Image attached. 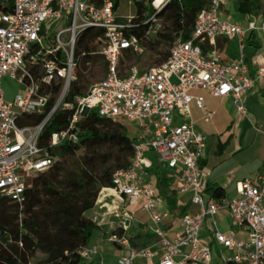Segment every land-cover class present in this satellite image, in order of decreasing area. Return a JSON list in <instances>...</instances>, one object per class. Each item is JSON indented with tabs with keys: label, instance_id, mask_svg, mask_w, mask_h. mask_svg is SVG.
<instances>
[{
	"label": "built area",
	"instance_id": "1",
	"mask_svg": "<svg viewBox=\"0 0 264 264\" xmlns=\"http://www.w3.org/2000/svg\"><path fill=\"white\" fill-rule=\"evenodd\" d=\"M126 1L134 4L136 13L119 20L120 0H10L8 9L9 0H0V81L8 76L24 90L8 101L0 88V196L21 204L30 179L55 162L49 150L61 143H77L78 125L90 114L113 123L128 122L136 128L133 156L126 169L113 173L112 189L147 215L160 245L158 264H209L211 249L199 233L205 217L213 216L218 205L205 201L198 162L206 149V137L191 121L190 105L194 103L203 112V121L210 122L214 112L202 96L193 95L207 91L214 98L229 99L237 114L246 116L247 94L257 85L264 92V61H254L255 70L250 73L244 53L249 33H258L264 40V7L242 26L224 17L225 0H208L194 19L190 37L184 40L180 32L174 33L166 60L139 70L134 65L125 68L123 59L126 54H146L155 38L165 32L162 14L173 0ZM146 8L151 15L145 13ZM88 29L102 31L90 55L102 61L104 75L84 94L66 102L72 84L78 81L76 44ZM47 30L51 31L50 49L42 45ZM131 30L141 33L137 36ZM219 38L237 40V59L225 61L217 54ZM28 64L38 70L32 74ZM60 110L71 111L66 126L42 144L43 130ZM25 114L42 115V119L34 126H18L17 119ZM147 152L171 173L177 193L188 195L198 208L197 213L182 217L181 231L172 241L162 228L169 214L158 210L155 190L143 182L152 166ZM236 190L238 197L227 208L230 217L244 226L247 240L220 232L214 238L233 251L232 264H264V174L258 183H238ZM107 241L124 249L118 264L154 257L148 248H132L123 233H111ZM96 254V248L80 252L88 260Z\"/></svg>",
	"mask_w": 264,
	"mask_h": 264
},
{
	"label": "trees",
	"instance_id": "2",
	"mask_svg": "<svg viewBox=\"0 0 264 264\" xmlns=\"http://www.w3.org/2000/svg\"><path fill=\"white\" fill-rule=\"evenodd\" d=\"M207 3L208 0H173L162 14L165 32L155 38L149 49L156 53V48L162 45L170 50L173 34L178 32L187 40L197 13ZM10 6L9 0L6 8ZM239 10L251 13L253 8L248 0H243ZM129 33L139 36L141 32L131 30ZM101 34L100 30L88 29L80 36L75 48V55L80 58V67L76 71L78 81L72 84L66 102L74 95L85 93L81 73L87 63L97 60L90 54L96 50V37ZM259 40L258 33L246 36V55L260 48ZM168 55L169 52L159 64ZM133 57L126 54L124 59ZM27 68L32 74L38 70L29 64ZM70 114V110H60L53 116L42 132V144H46L53 132L66 126ZM41 119L42 115L25 114L16 123L34 126ZM78 127L77 143H61L49 150L55 162L32 177L21 204L0 196V264H83L80 252L87 248L98 230L96 223L85 213L95 206L103 188L112 189L113 173L128 167L135 139L129 137L121 123H113L94 113ZM167 180L158 179L159 193L169 192L168 188L162 187ZM205 192L215 199L224 195L220 188L208 187Z\"/></svg>",
	"mask_w": 264,
	"mask_h": 264
},
{
	"label": "crops",
	"instance_id": "3",
	"mask_svg": "<svg viewBox=\"0 0 264 264\" xmlns=\"http://www.w3.org/2000/svg\"><path fill=\"white\" fill-rule=\"evenodd\" d=\"M241 1L243 0H225V5L223 6L222 11L225 18H231L232 16L235 18V23L246 26L247 21L252 20L259 13H255L253 10L251 13H241L239 10V3ZM261 41L262 39L259 40L260 48L256 51L250 52L248 55H246L247 51L245 52L246 48H244L245 59L249 66L250 73H254L256 66L254 61L257 63L264 61V44H262ZM230 47H233V50L229 51ZM216 49L217 53L219 50L222 52V56L220 57L225 61L235 60L239 56V44L237 40L234 39H217ZM197 92L199 91L193 92V95L202 96L206 103V97ZM203 92H206L208 96L214 98L209 92ZM219 100L222 105H230L233 111L237 114L229 99ZM191 105L197 109L194 103ZM245 105L246 116L248 115L249 105H252L253 107H264V92H262L261 85H257L256 88L247 94ZM206 106L208 108L207 103ZM200 112L202 113L203 120V112ZM237 115L239 117H244L239 114ZM191 121L195 127L200 130L192 117ZM231 138L232 136L225 140L223 146H221L219 142V147L221 146L222 150L218 147L211 157H208L207 155L206 145L203 158L198 162L199 168L203 173V180L206 189L208 187L220 188L224 193L223 197L220 199L212 198V196L206 194V192L204 195L206 203L215 202L218 205V209L213 216L205 217L199 233L200 239L204 243H207L211 249V261L209 264H232L230 258L233 255V251L224 248L216 242L214 238L215 232L229 235L235 240H247V232L244 226L242 223H239L230 217L227 203L238 197L236 190L238 183L245 180L258 183L261 175L264 174V159H262V156L258 159L239 163L235 156L241 149L238 147L235 148L234 146L230 149H225V146L230 143ZM146 156H148L147 158L151 161L152 166L150 169L146 170L143 182L151 185L155 190L159 202L158 210L169 214L168 218L163 222L162 228L166 238L172 241L181 231L182 217L187 214L197 213L198 208L189 202L188 195H179L177 193L176 184L173 179H170L171 175L169 177L170 180L168 179L167 182L164 181L165 183L162 185V187L165 186L168 188L169 192L159 193V178L155 177L153 173L158 169L167 172L169 171L164 169L157 162L156 156L152 152H147ZM162 187L160 186V188ZM172 191H174V193ZM85 215L96 223L98 230L94 233L86 248H96L97 254L89 260L82 259L83 264H118V258L124 254V249L107 241L109 234L115 230L119 231L118 234L123 233L127 237L132 248H148L154 253L152 259H136L133 264L159 263L161 251L158 239L154 234V229L147 215L138 205L130 206L125 198L116 193L113 189L103 188L99 192L95 206L86 212Z\"/></svg>",
	"mask_w": 264,
	"mask_h": 264
},
{
	"label": "rangeland",
	"instance_id": "4",
	"mask_svg": "<svg viewBox=\"0 0 264 264\" xmlns=\"http://www.w3.org/2000/svg\"><path fill=\"white\" fill-rule=\"evenodd\" d=\"M253 12L261 13L262 0H249ZM136 9L133 3H129L126 0H120L116 11V17L119 20H124L134 16ZM145 13L151 15L152 12L148 8L145 9ZM230 22H235V18H227ZM167 26V24H166ZM58 29V28H57ZM50 30L45 31L43 34L42 45L46 49L53 47ZM264 44V40L261 41ZM233 50V47L229 48V51ZM156 53L148 48V52L142 56H134L130 60H124L125 68L132 65L136 66L139 70H146L160 63L166 53L169 52V48L159 46L156 48ZM222 56V52L219 50L217 53ZM100 60H95L90 66H86L82 71L84 77L83 83L85 85L83 91H87L90 86L100 81L104 75V69L102 68ZM0 88L4 93V97L8 101H12L16 94L23 93V87L11 79L10 77H4L0 81ZM198 94H202L206 97V103L209 110L215 112L214 118L209 123H205L202 120V113L198 111L193 105L190 107L191 117L197 124L198 128L206 137L207 155L213 156V153L218 149L219 142L223 146L224 141L232 136L231 141L225 146V149L231 147L241 149L235 156L239 163H244L249 160L258 159L262 156L264 159V107H253L249 105L248 115L246 117H239L232 109L230 105H222L220 100L208 96L206 92L199 91ZM181 121H178L180 123ZM122 125L128 130V135L134 138L136 135V128L128 123L123 122ZM221 146L219 147L221 150ZM148 157V156H147ZM157 178L169 179L171 173L158 169L153 173ZM32 179V178H31ZM30 179V181H31ZM28 182V184L30 183Z\"/></svg>",
	"mask_w": 264,
	"mask_h": 264
}]
</instances>
